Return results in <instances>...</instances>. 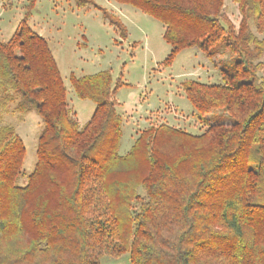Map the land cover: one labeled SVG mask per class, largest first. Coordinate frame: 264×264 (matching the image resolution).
<instances>
[{"label": "trees", "instance_id": "1", "mask_svg": "<svg viewBox=\"0 0 264 264\" xmlns=\"http://www.w3.org/2000/svg\"><path fill=\"white\" fill-rule=\"evenodd\" d=\"M35 1L0 39V264H101L126 252L131 264H264V40L252 28L264 34V0H233L238 23L225 0H114L163 25L166 67L189 48L235 57L221 83L184 84L199 119H226L212 115L197 134L151 125L125 155L111 72L70 75L95 104L81 125L29 24ZM10 112L41 119L31 172L23 138L4 124Z\"/></svg>", "mask_w": 264, "mask_h": 264}, {"label": "rangeland", "instance_id": "2", "mask_svg": "<svg viewBox=\"0 0 264 264\" xmlns=\"http://www.w3.org/2000/svg\"><path fill=\"white\" fill-rule=\"evenodd\" d=\"M29 3V0L0 2V39L8 41L12 37L28 13ZM225 5L227 15L238 23L236 4L225 0ZM29 24L48 41L68 90L69 107L81 125L90 120L95 104L77 97L70 75L111 72L114 86L118 87L115 99L122 125L120 155L127 154L140 133L151 125L166 124L197 134L206 129V120L214 122L212 115L222 120L227 118L217 110L206 115L205 120L199 119L185 96L184 84L192 80L221 83L222 68H231L235 63V57L228 51L220 50L209 58L197 48L185 49L166 67L163 62L172 47L163 39V25L140 10L114 0H36ZM252 28L264 40V34ZM122 29H125L124 37ZM4 124L15 127L23 138L24 170L31 172L43 130L39 115L10 112ZM18 183L22 185L23 179ZM101 264H131L130 253L118 258L105 256Z\"/></svg>", "mask_w": 264, "mask_h": 264}]
</instances>
